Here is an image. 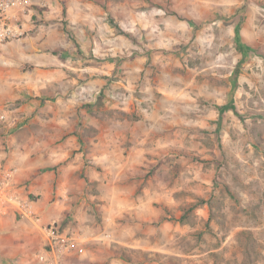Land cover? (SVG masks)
Segmentation results:
<instances>
[{
    "label": "rangeland",
    "instance_id": "obj_1",
    "mask_svg": "<svg viewBox=\"0 0 264 264\" xmlns=\"http://www.w3.org/2000/svg\"><path fill=\"white\" fill-rule=\"evenodd\" d=\"M30 1L0 44V177L56 222L60 263L264 264V0ZM14 226L43 243L0 209Z\"/></svg>",
    "mask_w": 264,
    "mask_h": 264
},
{
    "label": "built area",
    "instance_id": "obj_2",
    "mask_svg": "<svg viewBox=\"0 0 264 264\" xmlns=\"http://www.w3.org/2000/svg\"><path fill=\"white\" fill-rule=\"evenodd\" d=\"M31 7L32 3L30 0H0V44L22 40L26 37ZM10 177L9 171L3 172L0 177V202L8 201V203L13 204L8 194V184L11 181ZM13 205L19 215L29 218L41 230L48 233L49 248L59 258L60 262L61 255L69 248V243L54 233L53 230L56 222L53 221L43 226L40 223V217L28 206L24 205L23 202L18 201L16 205Z\"/></svg>",
    "mask_w": 264,
    "mask_h": 264
},
{
    "label": "crops",
    "instance_id": "obj_3",
    "mask_svg": "<svg viewBox=\"0 0 264 264\" xmlns=\"http://www.w3.org/2000/svg\"><path fill=\"white\" fill-rule=\"evenodd\" d=\"M22 40H19V41H22ZM13 42L14 41H10L7 44H10ZM21 48H24V47H21ZM21 52H25V51L22 49ZM2 70H3V67L0 64V96H3V94H7V95L10 94L9 91H11V89L9 88V91H8V87H10V84L12 83L10 77L7 75V71L3 70L4 71L3 72ZM0 98H3V97H0ZM29 188L30 190H32L33 186H29ZM20 190H21V187H18V184H14L12 183V181L9 182L8 184L9 193L8 194L11 197V202L15 205L18 203V201H20L19 200L20 199L19 192H21ZM13 204L8 203V201L0 202V209L5 210L7 208L8 209L13 208L15 210V206ZM15 233H16V230L14 226L10 230L6 231V233L0 234V254L2 256L11 257L12 260H15V261L17 260V262H19L20 259H24V256L26 258L28 254H31V259L34 262L37 261L38 264H61L59 262V258L55 256L54 253L49 248V245H48L49 236L46 231L41 230L40 235H41V239L43 240V243L41 244L40 240L38 241L39 238L37 236L38 238L37 241H35V243L33 244V247L30 246L29 248L31 249L30 252L25 251V247H27V245L25 244H27L28 242L27 241L17 242ZM44 246L46 248H44Z\"/></svg>",
    "mask_w": 264,
    "mask_h": 264
},
{
    "label": "trees",
    "instance_id": "obj_4",
    "mask_svg": "<svg viewBox=\"0 0 264 264\" xmlns=\"http://www.w3.org/2000/svg\"><path fill=\"white\" fill-rule=\"evenodd\" d=\"M239 27H240L239 23L236 24L235 29H234V40L237 43L238 50L242 53V57L240 58V60L238 61L236 67L233 70L234 84L236 83V77H237V74H238V66L244 61L246 50L249 49V47L246 44H244L242 42V40H241ZM234 108L235 107L233 105L232 99L229 100L226 104L218 106V110H219L220 113H222L224 110H228V109L234 110Z\"/></svg>",
    "mask_w": 264,
    "mask_h": 264
}]
</instances>
